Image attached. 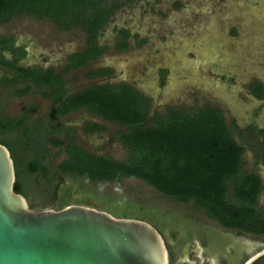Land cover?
<instances>
[{
  "label": "rangeland",
  "instance_id": "374dc122",
  "mask_svg": "<svg viewBox=\"0 0 264 264\" xmlns=\"http://www.w3.org/2000/svg\"><path fill=\"white\" fill-rule=\"evenodd\" d=\"M125 29L135 37L125 50L117 51L114 43L119 40L117 31ZM12 40L15 53H4L6 59L16 55L19 65L52 69L61 74L63 87L75 93L108 82L112 86L126 84L150 100L147 124L155 114L166 108L182 107L190 112L204 105L221 110L237 143L245 142L238 132L251 124L264 129V102L261 105L247 95L246 86L253 80L264 85V0H131L120 6L99 33L97 44L105 48L96 59L77 71L62 73L70 54L81 51L85 36L78 29L57 30L50 22L21 15L0 25V38ZM19 51H24L19 54ZM98 68L112 71L111 78L91 79L86 74ZM166 76L160 79L159 71ZM7 74V73H6ZM11 75L8 72V76ZM27 89L16 96L14 91ZM45 90V89H44ZM41 90L30 83L0 85V107L7 120H15L24 110H29V122L46 116L50 103L40 97ZM258 113V117L254 115ZM4 118V119H5ZM73 130L74 139L52 134L64 144L45 148L48 164L52 170L66 159L65 145L73 143L91 153L124 160L125 150L117 139V133L126 130L93 117L80 110L59 118ZM97 122L101 132L85 134L82 127ZM238 131V132H237ZM10 129L0 135L5 146L12 151L18 180L33 188L40 176L24 170L31 155L18 157L9 141ZM241 140V141H240ZM249 145V143H243ZM246 146V147H247ZM244 147L242 170L256 173L262 181L263 191L257 199V208L264 205V164L255 162L253 150ZM72 188L86 199L108 203L114 210H121L123 202L132 212L142 207L153 211L176 213V229L158 222L162 235L169 244L171 258L181 259L183 249H177L171 231L188 230L199 237L205 246V254L214 264H237L250 254L264 247L263 236L237 234L220 228L191 203H175L139 180L121 179L119 184L106 182L75 181L65 174ZM38 176V177H37ZM29 194V192L27 191ZM181 247V246H180Z\"/></svg>",
  "mask_w": 264,
  "mask_h": 264
},
{
  "label": "trees",
  "instance_id": "16d2710c",
  "mask_svg": "<svg viewBox=\"0 0 264 264\" xmlns=\"http://www.w3.org/2000/svg\"><path fill=\"white\" fill-rule=\"evenodd\" d=\"M130 1L0 0V25L15 16L26 15L46 20L57 30L78 29L85 36V46L67 58L62 73L77 71L100 54L102 49L96 44L98 33L112 14ZM121 33L127 36L124 31ZM8 42V38H0V45ZM124 46L122 41L121 48ZM0 67L10 71L16 78L34 84L42 94H45L44 87H56L61 91V74H55L52 69H24L2 57ZM108 73L106 70H95L88 72L86 77L95 78ZM14 82V78H0L1 85H13ZM247 88L253 98H264V88L259 81H251ZM26 91L16 90L14 94L21 96ZM79 109L109 124L125 128V132L117 133V139L127 156L124 160H115L106 155L89 153L71 143L65 146L66 159L56 166L57 172L68 174L78 182L84 179L119 184L121 179L133 178L175 203H191L222 229L264 237V205L257 208V199L262 189L260 178L256 173H245L242 170L244 144L235 141L230 131V128L236 130L233 123L228 126L216 106L204 105L190 112L184 111L182 107L166 108L162 114H155L151 123L146 125L148 98L125 84H103L65 95L58 101L52 115L59 117ZM24 118L23 115L15 123L16 128H24ZM8 126V123H0L1 129H8ZM101 130V127L91 124L83 128L86 133ZM22 133L27 135L30 132L24 129ZM255 134L261 138L260 143H257V157L264 163V131ZM49 144L52 147L62 146L58 140H49ZM0 145L4 146L2 140ZM39 152V157L25 163L24 170L30 175L38 174L43 180H48L51 169L43 163L47 154H44V148ZM21 173L15 166L13 191L17 194L21 193L18 180ZM80 200L85 201L86 198L82 196ZM91 201L97 209L114 217L146 221L159 234L161 230L158 222L171 229L177 226L176 213L155 212L142 207L132 212L125 202L121 210L117 211L108 203ZM68 203V193L62 194L56 208L60 209ZM154 217L159 219L158 222ZM185 231L190 235L187 229ZM168 251L171 255L169 247Z\"/></svg>",
  "mask_w": 264,
  "mask_h": 264
},
{
  "label": "water",
  "instance_id": "95a60500",
  "mask_svg": "<svg viewBox=\"0 0 264 264\" xmlns=\"http://www.w3.org/2000/svg\"><path fill=\"white\" fill-rule=\"evenodd\" d=\"M14 183L0 145V264H169L161 235L146 221L87 205L33 210ZM241 264H264V247Z\"/></svg>",
  "mask_w": 264,
  "mask_h": 264
},
{
  "label": "flooded vegetation",
  "instance_id": "af4514ba",
  "mask_svg": "<svg viewBox=\"0 0 264 264\" xmlns=\"http://www.w3.org/2000/svg\"><path fill=\"white\" fill-rule=\"evenodd\" d=\"M122 31L127 33V36H125V35L123 36V34L121 33ZM99 33H98V36L96 37V44H97V38L99 37ZM117 34H118L119 40L114 43V49L117 51L127 49V47L130 44V39L135 37L134 34H131L129 31H127L125 29L118 30ZM122 41H124V45H125L123 48H121ZM97 46L102 49L100 54L97 56V57H99L104 52L105 48L100 47L98 44H97ZM16 51L17 50L14 49V44H13L12 40L11 41L9 40V42L6 45H3V46L0 45V57H2L5 61L13 62L14 65L19 66V67L24 68V69L25 68H27V69H40L43 71L48 70V68L45 69L42 67H34L33 68V67L21 66V65H19L21 63L20 62L21 60L16 55L10 56V59L5 58L4 53H6V52L7 53H9V52L15 53ZM23 53H24V51H19V54H23ZM73 54H75V53H73ZM71 55L72 54H70L69 56H71ZM97 57H95L94 59H96ZM94 59H92V60H94ZM95 70H106V71H109V73L104 74V75L99 76V77L91 78V79L111 78V76H112L111 75L112 71L108 68H98ZM95 70H93V71H95ZM8 72L11 75L8 76ZM166 73L167 72L165 69H162L159 71V76H160L161 80H163L165 78ZM0 78H6V79L14 78L15 82L13 85H20L21 83H30V82H25L24 80H21L19 78H16L15 76L12 75V73L10 71H8L2 67H0ZM60 84H61V91L56 87H52V88L44 87L43 90L45 89L44 90L45 94L39 93V95L42 99L47 100L50 103V109H49V112L46 116H44L43 118L36 119V121H34V123L29 122V114H30V111L33 110V108H30L29 110H24L23 113L18 118H16L15 120L14 119L13 120H7L4 117V115L2 114V112H1L2 108L0 107V123L1 124H3V123L9 124L8 129L7 128H5V129L0 128V135L5 134V133L7 134L10 129H14V132L12 134H9L8 137H9L10 143L12 144V147L15 148L16 155L18 157L23 158V156H25V155H31L32 158L39 157V153H40L39 150L41 148H44L45 152L47 151L45 148L47 147L46 144L50 145L49 140L60 141L59 139L52 138L51 137L52 134H60V135H64L65 137L68 136V138L70 140L74 139L73 134H75V133H73V130L70 128V125L67 124L66 122H62V121L60 122V121H58V119L65 117L66 115L71 114L73 112H77V111L84 110V109H79V110L67 113L65 115L59 116V117H54L52 115L53 109L57 106L58 101L62 100L65 95L74 94V93H68V91H66L64 89L63 84H62V80H60ZM105 84H108V82ZM6 85H8V84H6ZM32 85L34 87H36L34 84H32ZM108 85H110V84H108ZM128 86H130V85H128ZM247 86H246L247 95L250 96L255 101V103H257L258 105H261V103L264 102V98L259 99V100L253 98V96L250 94ZM262 86L264 88L263 84H262ZM144 97H146V96H144ZM146 98H148V97H146ZM150 104L151 103L149 100V109L151 108ZM23 115L25 116V118L23 120V122H24L23 127L24 128H21V129L16 128L15 123ZM148 116H149V110H148ZM148 116H147V120H148ZM93 117H96V116H93ZM254 117L255 118L258 117L257 112L254 115ZM87 124L96 125L98 127H101L95 121H90V123H87ZM87 124H85L84 126H86ZM84 126L82 127L81 130L85 134H92V133H96V132H101V131H94V132L86 133L83 131ZM24 129H27V131H29L30 133H28L27 135H23L22 132ZM123 129H125V128H123ZM260 130L264 131V129H260L256 125L251 124L248 128L244 129V131L240 132L239 135L241 138L244 137L246 139L245 142H242L240 140L242 143H247V144L249 143L248 146L244 144V147L247 146L248 148L250 147L253 150V157L255 159V162H261L262 163L261 159L259 157H257V152H258L257 143H260L261 138L256 137V134H255L256 132H258ZM68 144H71V142ZM63 145L64 144L62 143V146ZM5 148L8 150L10 157L12 159V162H13V167L15 168L16 162H15V158L13 157L12 151H10L7 146H5ZM87 152H89V151H87ZM89 153H91V152H89ZM100 153L101 152H96V153H92V154L101 156L102 154H100ZM46 159H47V157H45L43 162H45ZM242 159H243V154H242ZM262 164H264V163H262ZM33 175H37V174H33ZM66 176L67 175L61 174V173L56 172L55 170L51 169V171L49 173V179L43 180L42 178H40L39 180H35L33 188H30L29 185L27 186V184L24 182L23 183L19 182L20 186H21V193H19V194L25 199L29 208H31L33 210H37V211L43 210V209H54V210H56L58 200L61 198L62 194H65V193H68V197H69V203L67 205H70V204L87 205V206H94L97 208L96 204H94L90 199H86L85 201L80 200L82 198V195L72 188L71 183L68 180H66ZM261 187H262V189H261V192H262L263 191L262 181H261ZM27 191L29 192V194L27 193ZM261 192H260V194H261ZM260 194H259V196H260ZM185 232H186L185 230L184 231H177V230L171 231V238H172L173 242L176 244L177 249H183V251H184L181 254V256H182L181 259H179L177 262L173 261L171 258V255H169V251H168L169 244L166 241L165 237L160 233V235H161V237L165 243V246H166L169 264H214L213 258L206 256V254H205L206 248L200 242L201 239L199 237L193 236L192 233H190V235H188L187 232L186 233ZM209 261H211V262H209Z\"/></svg>",
  "mask_w": 264,
  "mask_h": 264
}]
</instances>
